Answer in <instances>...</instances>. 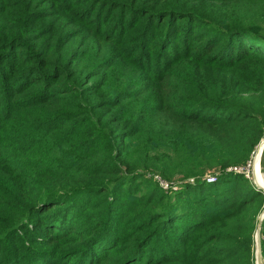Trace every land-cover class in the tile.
I'll return each mask as SVG.
<instances>
[{
    "label": "trees",
    "instance_id": "trees-1",
    "mask_svg": "<svg viewBox=\"0 0 264 264\" xmlns=\"http://www.w3.org/2000/svg\"><path fill=\"white\" fill-rule=\"evenodd\" d=\"M263 137L264 0H0V264H256Z\"/></svg>",
    "mask_w": 264,
    "mask_h": 264
},
{
    "label": "rangeland",
    "instance_id": "rangeland-1",
    "mask_svg": "<svg viewBox=\"0 0 264 264\" xmlns=\"http://www.w3.org/2000/svg\"><path fill=\"white\" fill-rule=\"evenodd\" d=\"M257 149H258V146H257L256 150L253 152V155H252L249 163L247 164V166L242 168V170H244L245 172H247L249 174V176L247 177V175L244 173V176L246 178H248L253 183H254V175H255L257 181L259 182L257 170L262 175L261 177L264 180V173L262 171V163H261L263 152H262V155H257ZM263 151H264V149H263ZM256 164H257V168H256ZM160 187H161V185H160ZM134 194H137V197L139 195L135 189L132 190V195H134ZM133 197H135V196H133ZM261 236H262V234H261ZM255 254H256V233H255Z\"/></svg>",
    "mask_w": 264,
    "mask_h": 264
},
{
    "label": "water",
    "instance_id": "water-1",
    "mask_svg": "<svg viewBox=\"0 0 264 264\" xmlns=\"http://www.w3.org/2000/svg\"><path fill=\"white\" fill-rule=\"evenodd\" d=\"M258 148L260 149V155H262L263 149H264V138L260 141ZM257 149V151H259ZM264 182V180H263ZM254 183L255 185L264 191V183L261 184L257 181L255 175H254ZM264 218V211L259 215L258 217V223H257V230H256V264H264L263 260V253H262V236H261V225Z\"/></svg>",
    "mask_w": 264,
    "mask_h": 264
},
{
    "label": "built area",
    "instance_id": "built-area-1",
    "mask_svg": "<svg viewBox=\"0 0 264 264\" xmlns=\"http://www.w3.org/2000/svg\"><path fill=\"white\" fill-rule=\"evenodd\" d=\"M242 168H244V167H235V168H233V170L234 171H236V172H241V173H245L246 175H247V177L249 176V174L247 173V172H245L244 170H242ZM209 181H213V180H215V179H213V177H209V179H208Z\"/></svg>",
    "mask_w": 264,
    "mask_h": 264
},
{
    "label": "bare ground",
    "instance_id": "bare-ground-1",
    "mask_svg": "<svg viewBox=\"0 0 264 264\" xmlns=\"http://www.w3.org/2000/svg\"><path fill=\"white\" fill-rule=\"evenodd\" d=\"M259 149V148H258ZM257 155H260V149L259 151H257ZM256 168H257V164H256ZM257 173H258V180H259V183L263 184V178L261 177L262 175L259 173V171L257 170Z\"/></svg>",
    "mask_w": 264,
    "mask_h": 264
}]
</instances>
